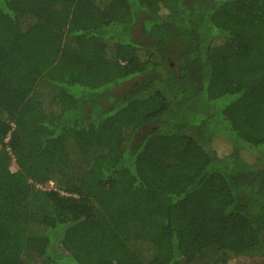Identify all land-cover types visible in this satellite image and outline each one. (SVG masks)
<instances>
[{
	"label": "trees",
	"instance_id": "obj_1",
	"mask_svg": "<svg viewBox=\"0 0 264 264\" xmlns=\"http://www.w3.org/2000/svg\"><path fill=\"white\" fill-rule=\"evenodd\" d=\"M238 256L264 258V0H0V264Z\"/></svg>",
	"mask_w": 264,
	"mask_h": 264
},
{
	"label": "rangeland",
	"instance_id": "obj_2",
	"mask_svg": "<svg viewBox=\"0 0 264 264\" xmlns=\"http://www.w3.org/2000/svg\"><path fill=\"white\" fill-rule=\"evenodd\" d=\"M137 33H139L138 29H136V34ZM128 84L129 82H124L121 85L117 86L115 88V93L117 94L123 93V91L129 87ZM6 140L7 138L4 139L3 141L6 142ZM9 167L11 168V170L16 169V165L14 163L13 157L10 160ZM49 188H52V182H47L46 184H40V183L35 184V189L37 190H45ZM263 261H264V258L260 256H254V257L238 256V257L229 258L227 264H259Z\"/></svg>",
	"mask_w": 264,
	"mask_h": 264
}]
</instances>
